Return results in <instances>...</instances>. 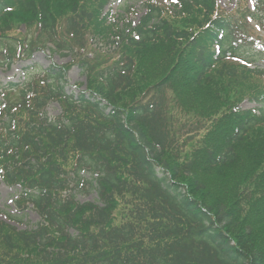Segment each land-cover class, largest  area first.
<instances>
[{
	"label": "trees",
	"instance_id": "16d2710c",
	"mask_svg": "<svg viewBox=\"0 0 264 264\" xmlns=\"http://www.w3.org/2000/svg\"><path fill=\"white\" fill-rule=\"evenodd\" d=\"M70 1L80 6L84 0ZM15 5L39 18L40 44L65 56L75 55L74 41L84 39L85 22L93 21L85 9H72L63 23L65 37L72 38L68 42L60 35L49 0H0L2 21L12 17ZM214 7L212 0H185L182 13L187 18L197 13L210 18ZM206 20L195 28L203 29ZM142 22L136 30L131 23L118 29L117 38L128 47L112 67L95 71L88 67L89 57L79 63L98 83V90H89L90 97L68 93L67 73L58 66L41 70L44 78L4 90L0 167L9 184L22 188L19 205L33 207L40 221L25 230L9 223L21 224L22 217L9 215V222L0 221V264H264V177L253 174L243 180L237 199L228 203L205 199L206 183L198 180L200 169L211 174L236 165L244 147L253 157L250 166L260 165L256 173L261 169L264 140L257 139L264 128L263 91L255 86L243 93L261 102L258 116L244 115L226 134L219 126L224 117L234 115L225 103L232 98L229 86H251L250 79L258 74L240 78L232 68L213 73L221 81L213 92L215 105L197 121L186 122L193 129L179 136L182 124L166 99L179 88L171 77L156 84L158 92L151 97L117 104L135 86L137 66L144 59L132 55L133 49L149 51L161 40L190 37L175 30L156 8ZM35 40L23 45L24 55L37 50ZM204 55L199 52V63L192 69L198 83L209 76L210 62ZM52 102L63 114L49 119L45 111ZM197 122L201 124L195 129ZM207 123L211 125L203 128ZM201 132L203 139L195 140ZM83 191L96 199L81 202Z\"/></svg>",
	"mask_w": 264,
	"mask_h": 264
},
{
	"label": "rangeland",
	"instance_id": "374dc122",
	"mask_svg": "<svg viewBox=\"0 0 264 264\" xmlns=\"http://www.w3.org/2000/svg\"><path fill=\"white\" fill-rule=\"evenodd\" d=\"M40 0H37L39 3ZM135 6V8H143L142 0H117L113 4V12L115 9L120 7L125 2H129ZM163 1V0H161ZM223 6L227 8H232L235 6V0H219ZM81 5H78L77 1L70 0H49V5L51 11L59 27L64 28V21L71 15V10L74 8H83L92 15L93 21H86L84 28H86L84 39L74 41L75 52L74 56L66 57L60 53L54 54L49 51L47 47L40 44L38 38L39 35V18L25 13L21 10L20 6H14L13 15L8 20L2 21L0 19V50H4L17 57L22 56V47L25 43L35 40L38 44L37 53L33 56L31 60H19L13 62L12 66H8L6 62L3 66H0V82L4 85L6 83L13 82H24L27 76H34L39 72V68L47 69L52 64L63 68L67 73L68 80V90L72 92L84 91V90H98V83L93 77H88L85 75L78 64L85 62L88 57L92 59L88 67L99 71L106 66L118 62V57L120 52L128 47L124 43H121L118 37V22L111 20L102 19V15L99 9V3L97 0H84ZM111 9V6H107L106 12ZM172 13V12H171ZM143 12L141 9H137V12L130 16L126 15L124 19L133 22L134 25L139 24V20ZM203 16V14H200ZM198 13L194 18H173L172 14H168L167 18L175 30H184L188 35H190L188 40H178L173 38L170 40H161L148 51L135 52L134 49L131 54L140 60V57H144L139 66H137V71L134 79L135 86L131 91H125V95L121 96L120 102L117 104L123 106L125 102L129 103L131 100L135 99L137 101H142L145 96L149 97L154 93H157L154 86L160 83L162 80H166L171 77L172 82L175 80L179 83V88H176L175 93L173 91L167 93L166 99L172 108V112L175 114V118L181 124L188 121H197L199 114L210 112V109L215 105V99L213 98V92L217 89V86L221 84L218 79L219 76L207 78V82L198 83L196 76L192 73L194 63L189 62V54L191 48V37L199 32L195 28L197 24L203 21V18ZM63 24V26H62ZM264 36V35H263ZM43 42L45 37L42 38ZM5 41V43H4ZM140 56V57H139ZM2 56H0V63H3ZM33 69L25 72V69L29 67ZM221 67V66H220ZM218 67V68H220ZM215 72H219L217 69ZM27 73V76H26ZM241 78V76H239ZM244 77V76H243ZM252 85L248 86L245 84H232L229 86L232 90V98L227 100L225 103L228 105H233L238 97L244 96V92L248 93L253 87H260V81L256 78L250 79ZM18 97V96H17ZM16 97V98H17ZM240 97V98H241ZM15 97H12L14 99ZM222 100L225 101L223 97L220 96ZM239 99V98H238ZM119 99H116L118 101ZM255 105L249 102L244 103L243 109H251ZM183 110H182V109ZM49 117H58L62 115V110L58 103L50 104L47 110ZM229 116V112L227 113ZM231 117V116H229ZM239 113H234L233 117L226 119L224 117V123L219 125L223 129V133L226 134L232 125L238 120ZM200 124L197 123L193 127H198ZM262 133L258 137V141L264 140V128L260 130ZM257 132V131H256ZM201 134V133H200ZM204 133L201 137L195 140H202ZM180 136V134H179ZM222 138V137H221ZM186 139V138H185ZM223 140V138H222ZM249 139V143H258ZM190 143V142H189ZM186 150L189 152L190 148L186 146ZM184 156V153H183ZM238 163L230 168L212 172L211 174L203 173L200 169V174L198 180L200 182L206 183V192L204 193V198L210 202H215L217 199L218 203H228L232 200L237 199L236 189L240 190V184L243 180L249 178L252 179L253 174L255 176L263 177L262 168H264V162L261 165V169L256 173L260 165L254 164V167L250 166L253 157L247 147L242 148L239 151ZM202 168V167H201ZM17 188H10L6 183L0 181V219H3L4 212L14 211V202L16 200L15 193ZM81 202L94 201L96 197L92 193L82 192L80 197H78ZM39 221L38 214L35 211L29 209V216L25 219L24 224H21L22 229H27L28 227H34ZM264 232V230H263ZM264 233H262L263 236ZM261 236V237H262ZM264 238V236H263Z\"/></svg>",
	"mask_w": 264,
	"mask_h": 264
}]
</instances>
